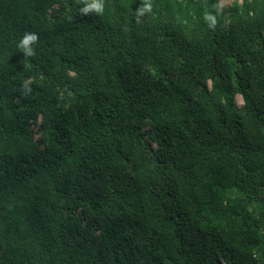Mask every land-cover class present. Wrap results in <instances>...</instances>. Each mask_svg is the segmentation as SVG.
<instances>
[{
  "label": "trees",
  "instance_id": "trees-1",
  "mask_svg": "<svg viewBox=\"0 0 264 264\" xmlns=\"http://www.w3.org/2000/svg\"><path fill=\"white\" fill-rule=\"evenodd\" d=\"M103 2L0 0V264H264V0Z\"/></svg>",
  "mask_w": 264,
  "mask_h": 264
},
{
  "label": "clouds",
  "instance_id": "clouds-1",
  "mask_svg": "<svg viewBox=\"0 0 264 264\" xmlns=\"http://www.w3.org/2000/svg\"><path fill=\"white\" fill-rule=\"evenodd\" d=\"M78 2L82 4V7L79 8L80 14L88 15L95 13L96 15H100L104 11L103 0H78ZM151 11V0H141L140 6L135 10L137 17L144 16L145 14L151 13ZM69 19H72V17H69ZM204 20L209 24V27L215 29L217 20L213 14L205 13ZM38 39L39 36L36 33H24L17 44L18 49L24 54V57H33L35 55V50L33 49L32 45L37 43ZM22 87L30 91L29 81L25 80Z\"/></svg>",
  "mask_w": 264,
  "mask_h": 264
},
{
  "label": "rangeland",
  "instance_id": "rangeland-1",
  "mask_svg": "<svg viewBox=\"0 0 264 264\" xmlns=\"http://www.w3.org/2000/svg\"><path fill=\"white\" fill-rule=\"evenodd\" d=\"M233 0H220V7L225 8L227 7ZM242 103L241 97L239 95H236V104L240 105ZM34 137H37L35 134Z\"/></svg>",
  "mask_w": 264,
  "mask_h": 264
}]
</instances>
